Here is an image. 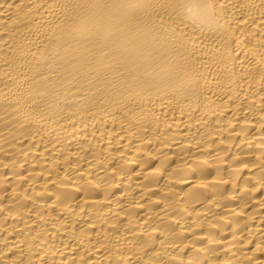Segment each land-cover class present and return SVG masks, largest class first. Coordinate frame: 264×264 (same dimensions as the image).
<instances>
[{
  "label": "bare ground",
  "instance_id": "1",
  "mask_svg": "<svg viewBox=\"0 0 264 264\" xmlns=\"http://www.w3.org/2000/svg\"><path fill=\"white\" fill-rule=\"evenodd\" d=\"M0 264H264V0H0Z\"/></svg>",
  "mask_w": 264,
  "mask_h": 264
}]
</instances>
